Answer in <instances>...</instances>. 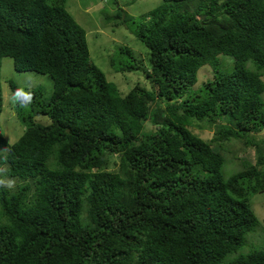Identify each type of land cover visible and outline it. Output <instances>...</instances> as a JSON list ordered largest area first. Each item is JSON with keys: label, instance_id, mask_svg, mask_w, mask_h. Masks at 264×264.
I'll return each instance as SVG.
<instances>
[{"label": "trees", "instance_id": "16d2710c", "mask_svg": "<svg viewBox=\"0 0 264 264\" xmlns=\"http://www.w3.org/2000/svg\"><path fill=\"white\" fill-rule=\"evenodd\" d=\"M64 2L0 0V64L51 81L48 95L8 81L23 129L12 143L0 134L15 180L0 185V264H264V215L250 206L264 191L250 134L264 128V0H161L136 18L117 8L105 20L147 50L144 63L125 46L108 56L110 71L150 83L126 92L90 60ZM203 65L211 76L193 87ZM202 122L209 141L189 129ZM232 137L250 139L254 164L229 167L210 144Z\"/></svg>", "mask_w": 264, "mask_h": 264}, {"label": "rangeland", "instance_id": "374dc122", "mask_svg": "<svg viewBox=\"0 0 264 264\" xmlns=\"http://www.w3.org/2000/svg\"><path fill=\"white\" fill-rule=\"evenodd\" d=\"M161 0H65L64 7L72 15L74 20L84 29L85 39L88 47L89 58L104 73L108 81L120 86L126 92L133 85L138 84L149 88L150 83L144 77L143 72L138 69L135 71L125 72L126 75L114 73L109 70L107 64L108 56L114 51L117 52L119 47H127L131 55L136 61L146 58V48L130 33L124 26L111 25L113 19L105 20V17H114L117 8H122L128 15L135 18L144 12L156 7ZM225 58L228 62L231 59L227 56H219ZM108 75V76H107ZM211 70L209 66H201L196 73V83L193 87L200 85L207 78H210ZM264 82V76H260ZM16 84L19 92L23 93L27 90L41 87L45 94H49L51 90V81L47 75L38 74L32 71H16L12 66V59L3 57L0 64V91H1V112H0V134L7 143L14 142L21 134L23 124L15 113L14 97L11 94L8 81ZM264 102V91L262 92ZM34 119L41 122H48L45 116H34ZM147 126L146 128H148ZM190 131L205 141H209L212 136L213 124L209 125L204 122L200 126L189 127ZM254 140L258 141L257 146L260 152H264V128L252 134ZM249 140L243 138H231L223 141L224 147L217 148L216 144H211L213 149H218L228 161V166L240 167L241 164H254L255 148L249 143ZM222 145V146H223ZM110 169L115 168L117 164L116 154L109 157ZM240 165V166H239ZM234 170H229L223 165L222 173L224 176L229 175ZM0 185L14 186L15 180L5 175V166L0 167ZM250 206L260 221L264 215V191L256 193L250 199ZM260 223V222H259ZM259 228V227H258ZM264 233V232H263ZM258 234L250 236L252 241L257 240ZM260 241V239H259ZM259 243V242H258ZM263 242L261 241L260 244ZM256 244V243H254Z\"/></svg>", "mask_w": 264, "mask_h": 264}, {"label": "clouds", "instance_id": "9594fccd", "mask_svg": "<svg viewBox=\"0 0 264 264\" xmlns=\"http://www.w3.org/2000/svg\"><path fill=\"white\" fill-rule=\"evenodd\" d=\"M145 13V12H144ZM208 66V65H207ZM197 73V72H196ZM1 112V111H0ZM16 113V112H15Z\"/></svg>", "mask_w": 264, "mask_h": 264}, {"label": "water", "instance_id": "95a60500", "mask_svg": "<svg viewBox=\"0 0 264 264\" xmlns=\"http://www.w3.org/2000/svg\"><path fill=\"white\" fill-rule=\"evenodd\" d=\"M200 17L202 18L203 16L201 15Z\"/></svg>", "mask_w": 264, "mask_h": 264}]
</instances>
